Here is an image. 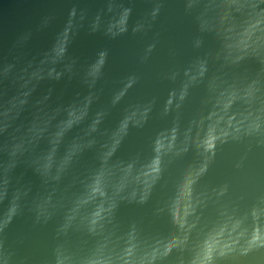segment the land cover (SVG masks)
<instances>
[{
	"label": "water",
	"instance_id": "1",
	"mask_svg": "<svg viewBox=\"0 0 264 264\" xmlns=\"http://www.w3.org/2000/svg\"><path fill=\"white\" fill-rule=\"evenodd\" d=\"M5 225L13 264H264V0H0Z\"/></svg>",
	"mask_w": 264,
	"mask_h": 264
},
{
	"label": "clouds",
	"instance_id": "2",
	"mask_svg": "<svg viewBox=\"0 0 264 264\" xmlns=\"http://www.w3.org/2000/svg\"><path fill=\"white\" fill-rule=\"evenodd\" d=\"M5 226H0V233H3ZM67 253L66 256H62L61 253ZM14 253L5 249L4 240L0 239V264H13ZM54 264H81L82 258L79 257L76 252L70 248L65 247L63 244H59L54 249Z\"/></svg>",
	"mask_w": 264,
	"mask_h": 264
}]
</instances>
